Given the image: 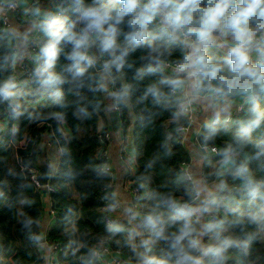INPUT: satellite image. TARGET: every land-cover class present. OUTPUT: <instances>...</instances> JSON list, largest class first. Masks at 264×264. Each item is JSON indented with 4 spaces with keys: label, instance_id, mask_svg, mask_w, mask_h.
Returning a JSON list of instances; mask_svg holds the SVG:
<instances>
[{
    "label": "trees",
    "instance_id": "obj_1",
    "mask_svg": "<svg viewBox=\"0 0 264 264\" xmlns=\"http://www.w3.org/2000/svg\"><path fill=\"white\" fill-rule=\"evenodd\" d=\"M60 1L65 13L61 20L67 24L75 19L77 0ZM85 2L90 3L91 0ZM1 29L0 21V82L13 79L16 94L11 104L0 101V264L45 262L36 246L43 209L42 189L30 180L28 168L35 167L43 151V136L46 134L51 135L61 152L59 166L49 181L53 188L50 198L58 223L46 236L48 243L61 249L59 264H100L93 256V250L99 243L119 249L134 263H141L143 253L136 241H129L126 225L115 223L116 231H111L105 223L108 213L102 199L111 189L109 178L100 172L104 163L98 160L100 143L96 133L98 121L107 110L108 97L100 88L99 73L91 67L84 77L74 80L65 70L70 63L66 54L70 52L71 45L62 43L51 69L64 79V83L59 85L60 94L57 96L53 90L41 88L35 79L27 89L8 65L11 44L1 35ZM39 33L40 41L35 45L38 59L40 48L48 41L42 27ZM119 42L124 43L122 36ZM152 42L159 45V51H152L147 44L135 48L126 58L124 67L118 72L112 69L111 76L118 92L127 88V95L117 102L122 110L120 119L125 122L123 130L130 125L128 113L135 117V180L148 186V195L142 202L139 216L143 220L144 214L156 210L167 221L172 210L161 204L162 199L170 198L180 206L192 199L196 189L186 181L179 168L180 164L191 160L188 151L175 144L174 135L176 127L185 121L177 112L182 99L172 95L170 89L185 84V80L158 68L152 61L184 62L188 49L180 42L167 44L157 38ZM207 55L221 64L227 58L218 49H208ZM105 57L109 59L107 54ZM224 66L227 69V65ZM27 67L33 73L37 68ZM149 68L153 70L149 71ZM222 76L223 79L205 80L200 87L214 85L224 91L258 88L259 99L254 102L264 110V86L237 79L227 71ZM174 80L182 83L173 84ZM149 87L156 89L155 95H145ZM253 103L243 108L240 125H210L203 128L198 137L199 143L220 149L219 160L238 156L228 169L224 184L234 191V206L224 204L226 218L221 223L225 228L213 235L219 242L214 246H219L225 239L231 241L219 264L223 261L224 264H236L237 259L240 264H264V121L247 134L241 131L242 121L247 119ZM4 122L8 126L15 123V131L4 130ZM62 123L70 134L64 132ZM244 166L247 174L239 175L238 170ZM202 176L208 179L205 172ZM249 178L260 186L255 197L249 194ZM219 196L218 199L221 198ZM217 222L215 220L211 225L218 226L220 221ZM182 223H167L165 237L160 239H153L147 229L153 244V257L175 264L170 237ZM192 224L195 229L193 235H196L198 224L196 221ZM201 264H213V257L202 256Z\"/></svg>",
    "mask_w": 264,
    "mask_h": 264
},
{
    "label": "clouds",
    "instance_id": "obj_2",
    "mask_svg": "<svg viewBox=\"0 0 264 264\" xmlns=\"http://www.w3.org/2000/svg\"><path fill=\"white\" fill-rule=\"evenodd\" d=\"M75 13V19L67 24L57 16H50L41 25L48 41L40 48V64L33 77L41 88L53 90L57 96L64 79L51 69L62 43L71 45L70 52L66 54L70 63L65 70L78 80L105 54L109 59L103 61L102 67L111 76L112 69L118 72L124 67L126 58L135 48L147 44L152 51H159V45L153 44L152 37L167 43L179 40L189 49L184 57L186 63L179 65V71L196 77L197 87L205 80L223 79L225 71L237 79L264 86V61L252 64L249 56L254 44L257 51H264L261 47L264 39L257 41V33L264 31V0H91L90 3L77 0ZM218 35L231 36L235 41L224 64L214 62L207 55ZM121 36L124 43L119 42ZM94 48L98 49V55L93 54ZM172 83L180 84L182 81L174 80ZM15 88L13 79L0 82V101L11 104ZM148 93L155 95L156 89L149 87L145 95ZM112 95L122 99L127 95V88ZM261 121H264V110L254 102L247 119L242 121L241 131L247 134ZM247 171L244 166L238 174L243 176ZM248 187L251 196L259 194V184L250 178ZM161 204L172 210L171 217L166 221L156 210L146 213L140 224L133 228V235L140 236L142 229H148L153 239L164 238L167 223L183 221L179 230L170 237L176 264H201L204 255H210L213 264H219L231 241L225 239L219 246L202 248L200 240L193 235L195 229L190 219L193 210L176 205L170 198L162 199ZM126 211L133 219L139 215L133 208ZM215 227L207 225L206 230L211 231ZM141 243L146 247L150 240H142ZM142 264H167V261L145 253Z\"/></svg>",
    "mask_w": 264,
    "mask_h": 264
},
{
    "label": "crops",
    "instance_id": "obj_3",
    "mask_svg": "<svg viewBox=\"0 0 264 264\" xmlns=\"http://www.w3.org/2000/svg\"><path fill=\"white\" fill-rule=\"evenodd\" d=\"M6 1H15L21 10H24L29 3V0ZM55 10V7L50 6L49 0H40L39 4L33 9L30 17H26L25 20H22L20 22H17L13 17L11 18L12 38L9 42L10 44L15 45V49L10 52L9 60L12 62L11 69L16 73V78H19V82H21V84L25 83L24 80L23 82L21 81L22 75L20 73V66L27 64L30 67H37L39 65L38 57L35 54H31L28 50V39L32 35H34L37 30L40 29L41 25L48 19L50 12H54ZM177 42L180 41L178 40ZM234 44L235 41L232 39V37L225 35L222 37H217L215 43L208 49H218L228 56V50L230 47L234 46ZM249 56L252 64L264 61V51H257V47H251ZM183 63H186V61L184 60ZM99 75L100 88L102 90V93L108 97V101L107 110L104 117L99 119L98 127L100 126L103 131H108L111 133V140L109 141L106 150L109 153L108 164L114 172L113 184L111 186V195H113V201L110 206L106 208L108 213L107 215L115 223H124L126 225L125 233L128 236L129 241L131 243L136 241L137 246L141 249V241L149 240L150 234L148 235L146 229H142V235H133V228L136 225L140 224L142 218L138 215L135 219H133L132 216L126 211L128 208H133L136 211V208L132 201L131 195L128 192L127 181L125 179L124 170L122 168V161L118 157V155H122V153L128 155L131 160L132 170H134V173L137 172L136 155L133 151L134 140L132 132L135 123V117L133 113L129 112L128 116L130 118V125L125 130L119 129V131L117 132L112 129L109 114L111 112H114L112 109L114 101L112 99V96L110 95V91L113 87V82L105 72H99ZM196 82L197 79L194 82V79L190 78L188 82H185V84L180 85L179 87L198 107V116L196 119V123L190 130V133L187 135V142L184 150L188 151L190 155V166L192 167L194 175L199 179V177L202 176V172H205L208 176V179L203 176L205 179L204 182H196V185L200 190V199L194 204L193 207V212L198 224L197 234L194 235V237L200 240L202 248H208L210 246L219 244V242L213 237V235L214 233L222 231L225 228L223 226V223H221L226 218L227 208L224 207V204H226L227 207L234 206V191L224 184L228 169L232 167L233 163H235L234 159L238 156L233 155L230 158L227 157V159L224 160H219L217 157L206 156L198 147V137L201 134L203 128L210 126L212 122L225 120L231 105L235 106L242 102H244L245 105L252 104V96L255 92H257V94L259 95L260 90L255 87H249L237 91H227L225 92L226 94H224V96L220 97V99H214L212 98V90L208 87L203 89L200 87L201 89H198L199 92L197 93V96L194 95L193 90ZM62 125L64 132L70 134L67 126L64 123H62ZM200 126H202V128H199ZM3 129H11L12 131H15L16 124L11 123V125L8 126V124L4 122ZM129 131L131 133L130 136L132 138V145L130 144L127 136V132ZM42 145L43 151L35 163L37 176L40 174L41 168H48L50 172H56L61 158L60 149L53 142L50 134H46L43 136ZM13 147L16 146L13 145ZM100 151L101 149H99L98 153ZM141 188L143 194L147 196L148 186L142 184ZM41 192L43 209L37 234L40 239L37 241L36 246L38 252L44 257V260L46 262L50 253L48 245L46 244V236L58 222L50 216L48 193H46L43 188ZM217 195H221V198L218 199ZM215 220H217L218 222L220 221L219 225L211 231L206 230V226L211 225ZM206 235L208 236V238H206ZM40 240H42L43 242L39 243ZM152 246L153 244L151 241L146 247L144 246L145 253L150 256H152ZM122 254L125 255V253ZM237 260L235 261V263L240 264V262ZM224 262L225 261H223L222 264H224ZM135 263L142 264V262Z\"/></svg>",
    "mask_w": 264,
    "mask_h": 264
},
{
    "label": "built area",
    "instance_id": "obj_4",
    "mask_svg": "<svg viewBox=\"0 0 264 264\" xmlns=\"http://www.w3.org/2000/svg\"><path fill=\"white\" fill-rule=\"evenodd\" d=\"M40 0H29V3L27 7L24 10H21L18 4L15 1H6V0H0V21L2 24V29H1V35L6 38L8 41L11 40V35H12V24H11V18L13 17L17 22H20L22 20H25L26 17H30L32 14L33 9L39 4ZM49 4L51 7H55L54 12H50V16H57L60 19L64 18V10H63V2L60 0H49ZM7 13H10V17L7 16ZM48 17V18H49ZM217 37H222L218 35ZM155 37H152L151 39H154ZM264 39V31H260L257 33V41H260ZM40 41V33L39 30L36 31L34 35H32L27 42V47L28 50L31 54L35 53V45ZM167 43V42H166ZM169 44V43H167ZM263 45H261L262 47ZM252 48L257 47V45H252ZM15 49V45L11 44V51ZM94 55H98V49L94 48L93 50ZM106 60V57H104L101 60H98L97 62H101L103 65V61ZM183 62H178V61H152V64H156L158 68L164 70L165 72L181 77L185 80V82H188L190 78L194 79V82L196 81V77L191 76L188 72H181L179 71V65ZM9 67L12 66V62L9 60L8 62ZM28 65H21L20 66V73L24 77V83L27 89H30L31 86L34 83V77H33V72L29 70L27 67ZM92 68L96 72H104V69L100 71H97L95 69V65L92 66ZM112 82H113V87L112 90L110 91V95L112 96V99L114 101L113 104V111L117 114L118 121L120 124V129L123 130V125L125 124L124 121L120 119L121 116V108L118 105V99L112 95V93H117V89L115 87L114 81L112 76H108ZM209 89L212 90V98L214 99H220V97L224 96L226 94L224 91L214 85H209ZM198 89H201L200 86L197 87V82L195 83L194 86V95L197 96V93L199 92ZM170 93L174 96H177L182 99L181 104L179 105L177 112L178 114L184 119L185 123L182 125H179L176 127L174 130V135H175V144L182 149H185V145L187 142V135L190 133V130L196 123V119L198 116V107L192 102L190 97L183 92L179 86L173 87L170 89ZM259 99V95L257 92L254 93L252 96V100L257 101ZM245 103L242 102L238 105H231L230 110L228 112V115L225 120L223 121H214L210 125H224V126H237L240 125V116L243 112V108L245 107ZM199 128H202L200 126ZM97 139L98 142L100 143V149L101 151L98 154V160H101L104 164L100 168V172L105 175L106 177L109 178L110 180V185L109 188L111 189V186L113 184V177H114V172L110 168L108 164L109 160V153L106 150V147L111 140V133L103 131L100 126L97 128ZM199 149L204 153L206 156H212V157H219L221 155L220 149L216 146H211V145H206V144H198ZM119 159L122 161V168L124 170V176L127 181V187H128V192L131 195L132 201L135 205L136 212L141 214L140 212L143 209L142 202L145 198V195L142 192L141 185L138 181L135 180L136 173H134V170H132L131 167V160L126 155L125 153L122 155H118ZM180 170L183 172L184 177L186 181L191 183L195 187V194L193 195L192 199L188 202H183L180 204V207H185L188 209H192L194 207V204L200 199V190L196 186V176L194 175L192 171V167L190 166V163H182L179 166ZM29 173H30V180L34 183V185L38 188H43L46 193L49 195V213L50 216L56 220L57 214L55 210L53 209L52 201L50 198L51 192H53L52 186L49 184L50 178L54 176L56 172H50L49 178L47 180V183L45 186L41 187L39 186L37 182V169L36 167L33 168H28ZM198 181H203L204 182V177L200 176L199 179L197 178ZM241 188L238 187V190ZM113 201V195H111V192H107L106 196L102 199L103 205H106V208L110 206V204ZM191 221H196V217L194 215V212L192 216L190 217ZM57 221V220H56ZM106 227L110 229L111 231H116V225L115 222L107 215L106 216ZM148 235L150 234L149 231L146 229ZM43 242V241H42ZM46 244L48 245V248L50 250V253L48 255V258L45 262V264H59V259L58 255L61 252V249L58 245L48 243L46 240ZM93 256L97 261L100 262V264H136L132 261V259L128 256H125L122 254V252L119 249L113 248L107 244L104 243H99L93 250ZM175 264H176V259H175Z\"/></svg>",
    "mask_w": 264,
    "mask_h": 264
},
{
    "label": "water",
    "instance_id": "obj_5",
    "mask_svg": "<svg viewBox=\"0 0 264 264\" xmlns=\"http://www.w3.org/2000/svg\"><path fill=\"white\" fill-rule=\"evenodd\" d=\"M7 16L10 17V13H7ZM95 69L97 71H100L102 69V63L101 62H97L95 64ZM21 79L24 80V77H22ZM109 119H110V122L112 124V129L114 131H116V132L119 131L120 124H119V121H118L117 114L115 112H111L109 114ZM49 174H50V171H49L48 168H41L40 174L37 177V182H38L39 186L43 187V186L46 185L47 180L49 178ZM37 239L39 240L40 237L38 236ZM39 243H42V240H40ZM141 249H142L143 253H145V248H144V246L142 244H141Z\"/></svg>",
    "mask_w": 264,
    "mask_h": 264
},
{
    "label": "rangeland",
    "instance_id": "obj_6",
    "mask_svg": "<svg viewBox=\"0 0 264 264\" xmlns=\"http://www.w3.org/2000/svg\"><path fill=\"white\" fill-rule=\"evenodd\" d=\"M263 47H264V45H263ZM133 132V131H132ZM131 133H130V131L129 132H127V136H128V140H129V142H130V144L132 145V142H131V140H132V138H131ZM134 154L136 155V150H135V148H134Z\"/></svg>",
    "mask_w": 264,
    "mask_h": 264
}]
</instances>
